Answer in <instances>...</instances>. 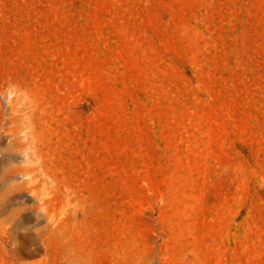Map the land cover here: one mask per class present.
Here are the masks:
<instances>
[{
	"label": "rangeland",
	"instance_id": "1",
	"mask_svg": "<svg viewBox=\"0 0 264 264\" xmlns=\"http://www.w3.org/2000/svg\"><path fill=\"white\" fill-rule=\"evenodd\" d=\"M0 264H264V0H0Z\"/></svg>",
	"mask_w": 264,
	"mask_h": 264
}]
</instances>
